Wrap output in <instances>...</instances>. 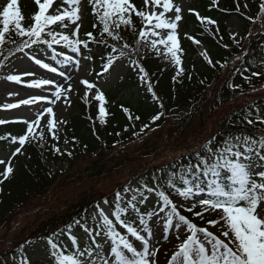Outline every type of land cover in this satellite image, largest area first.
Wrapping results in <instances>:
<instances>
[{
  "label": "snow or ice",
  "instance_id": "obj_1",
  "mask_svg": "<svg viewBox=\"0 0 264 264\" xmlns=\"http://www.w3.org/2000/svg\"><path fill=\"white\" fill-rule=\"evenodd\" d=\"M34 2L38 11L32 16L33 23L27 27L23 25L24 18L18 7V0H9L0 10V69L9 67L8 62L14 63L13 57L16 60L27 58L41 69L57 74L67 82L70 77L51 62L56 65L75 63L78 67L80 60H74L73 55L65 54L62 50L66 49L77 56L82 55L83 59L91 60V55L84 53H90V45L96 44L111 50L104 58L106 62L102 66L103 73H106L116 61L130 58V53L138 51V48L131 49L127 42L120 47L108 43L109 38L112 41H121L119 30L122 26L132 27V31H136L132 21V13H135L144 25L139 30L136 44L146 43L157 55L160 54L157 45H162L166 50L165 58L178 69L174 82H178L177 77L183 73V69L179 67L182 63V49L177 33L178 22L182 19L181 8L173 0H144L145 8L150 5L153 9L150 12L137 10L131 0H88L96 17L93 28L97 25L101 27L96 35L93 32L86 33V39L83 40L80 38L78 23L81 20V0ZM261 12L264 13V5ZM196 15L205 24L206 32L209 31L208 25L216 24L211 18L201 17L199 13ZM70 25H75V28L69 35L64 30ZM54 26H58L60 30ZM160 30L167 31L161 35ZM14 37L20 38L19 43ZM11 45L15 47H10ZM18 53L23 56H18ZM43 54H47L50 62H45ZM205 59L212 64L206 54ZM237 59L241 57L238 56ZM130 63L137 65L139 72L143 73L140 80L147 85L153 100L158 102L159 98L153 91L152 83L147 80L145 69L136 60L130 59ZM261 64H264V59ZM256 66L258 65L253 64V67ZM221 67L224 65L221 64ZM243 71L248 72L249 69L244 68ZM251 75L258 76L260 73L252 72ZM36 76L35 72L27 71L22 74L0 75V79L17 85L23 82L27 88L43 89L50 92L54 99L31 95L18 103L5 104L3 108L16 109L21 105L38 104L40 101L53 105L62 95L67 101V93L71 91L70 84L64 88L61 82L47 77L24 81V77ZM244 79L249 78L245 76ZM81 82L88 90L96 88L97 94L94 98L100 102L97 119L101 125H105L108 112L104 106L106 100L103 93L95 84L87 80ZM45 86L50 87L45 89ZM229 87L239 88L240 85L230 83ZM87 97L86 92V103ZM159 106L161 111L151 118V124H155L161 117L167 118L163 104ZM124 111L129 112L126 108ZM44 115L52 117L47 121L46 127L51 138L59 140L57 126L58 123L65 122L55 121L53 107H44L42 111H37L35 120L17 121L27 124V130L18 138L12 137V142L20 145L13 156L20 154L26 142L31 143L38 139L40 147L44 146L46 140L43 129L38 136L36 133ZM129 119H132L131 114ZM135 119L139 120L140 117L136 116ZM238 122H246L253 127L259 124L261 127L256 133L218 132L189 156L178 158L150 177L139 178L135 185L130 181L122 190L115 191L111 200L105 197L95 202L91 205V211L85 208L79 216L73 217L70 223L58 231L41 237L40 240L47 244L50 264H159L157 254L160 252V241L163 239L167 242L170 232L179 243L167 264H264V113L256 106L254 112L245 110ZM4 123L6 121L0 120V124ZM229 123L230 127L235 126L231 121ZM148 128L150 124H144L133 135L139 137ZM124 131H128V128ZM65 143H68L67 139ZM53 149L55 153L63 154L55 145ZM67 155L71 157L72 153L68 152ZM185 160L186 163L183 162ZM0 164H5V161L0 160ZM12 173L13 167L9 160L4 172L0 173V183L7 180ZM172 195L178 196L183 203L178 205L173 201ZM150 198L155 200V206L148 210ZM181 207L187 212H193L199 207L201 210L193 212V215L201 219L205 213H215L217 218L208 220L207 223L214 228L219 226L217 231L220 235L193 223L181 214ZM77 228L85 234L82 241L75 234ZM181 235L185 237L183 240L180 239ZM62 236H67L70 244H63L60 239ZM36 242L27 241L26 244L32 245ZM24 249L25 245L16 249L12 264H30Z\"/></svg>",
  "mask_w": 264,
  "mask_h": 264
},
{
  "label": "trees",
  "instance_id": "obj_2",
  "mask_svg": "<svg viewBox=\"0 0 264 264\" xmlns=\"http://www.w3.org/2000/svg\"><path fill=\"white\" fill-rule=\"evenodd\" d=\"M183 1L186 10L179 31L182 49V63L179 67L183 69V73L177 77L178 82H174L177 67L165 56L159 57L150 50L142 57H138L136 51L134 54L130 53V58L116 61L114 64L126 62L128 70L116 86L103 94L106 100L104 106L108 112L106 124L101 125L97 119L100 103L90 100L86 103L84 97H80L74 103L73 111L65 122L63 138L68 140L71 157L65 153L58 156L50 140H46L44 146L40 147L38 139L31 143L26 142L20 154L12 157L13 173L0 183V237L5 234L6 224L28 205L30 199L43 196L62 174L69 176L71 184L65 185L61 190L62 192L64 190V193L59 195L61 197L57 196L59 198L52 202L54 207H60L59 210L45 219L57 220L55 227H47L44 231L48 233L44 236L39 235L41 232L31 234L39 243L42 242L41 237L58 231L70 223L73 217L79 216L85 208L91 210V205L95 202L105 197L111 200L118 190L95 198V194L86 195V191L81 190L85 184L112 178L113 173L120 175L124 171L135 172L142 168V164L147 168L145 169L147 173L153 172L154 169L148 166L161 150L169 148L181 151L170 163L162 166L166 167L178 158L187 157L199 150L218 132L256 133L261 127L259 124L253 127L246 122L238 121L245 110L254 112L256 106L264 113V64H261V60L264 59V13L261 12L264 0H243L246 10L242 9L237 0H225L223 4L212 0ZM131 2L137 10H144L138 0ZM2 8L0 7V10ZM84 9L87 21L82 38L86 39V33L93 32L96 35L101 26L93 28L96 17L88 0L85 1ZM196 13L201 17L215 20L216 24L208 25L209 31H204L205 24L197 19ZM231 20H236L245 29L243 43H237L230 36L226 24ZM132 21L136 31L133 32L132 27L122 26L119 34L131 49H137L138 33L144 25L135 13H132ZM14 38L19 43L20 38ZM108 43L116 44L117 47L122 45L110 38ZM90 48L91 52H85L86 55H91V64L103 72L102 66L106 62L104 58L111 50L96 44H91ZM200 48L205 50L212 64L200 55ZM238 56L241 59H237ZM130 59L136 60L147 72V80L152 83L153 91L159 98L158 102L153 100L147 85L140 80L139 77L143 73L139 72L137 65L130 63ZM221 64L224 67H221ZM253 64L258 66L253 67ZM244 68H248L249 71L244 72ZM252 72L260 75L252 76ZM245 76L249 79L245 80ZM230 83L240 87L230 88ZM161 103L167 118L161 117L155 124H151V118L161 111L159 106ZM125 108L129 110L128 113L124 111ZM129 114L132 116L131 120ZM136 116L140 119L136 120ZM230 121L234 127H230ZM144 124H150V128L145 129L139 137L134 136L133 133L138 132ZM126 127L128 131H124ZM151 128L156 130L152 131ZM25 132V127L19 122L0 124V137L5 138L0 139V148L11 147V152H14L20 145L13 143L12 137L18 138ZM190 138L193 142L189 147L186 142ZM58 162L67 163L68 169L64 171L60 168L52 172L51 168ZM74 166L76 174L73 173ZM3 172L4 168L0 165V173ZM153 204L155 203L150 199L148 210L155 206ZM33 218L34 216L27 219L22 225L25 230L19 235L21 239L16 241L17 245L12 254H15L21 245H25L24 239L30 235L31 229L38 225L34 222L32 227H28ZM82 233L79 228L75 230L81 241ZM60 239L63 244H70L67 236ZM42 247L48 252L44 241ZM24 252L29 260L40 257L39 251L29 249L26 245ZM8 257V253L0 252V264H10Z\"/></svg>",
  "mask_w": 264,
  "mask_h": 264
},
{
  "label": "rangeland",
  "instance_id": "obj_3",
  "mask_svg": "<svg viewBox=\"0 0 264 264\" xmlns=\"http://www.w3.org/2000/svg\"><path fill=\"white\" fill-rule=\"evenodd\" d=\"M86 0H81L80 4V16L81 20L78 21L80 24V38L83 39L82 33L86 30V21L87 16L84 9ZM141 5H143L144 10L146 11H152V7L149 5L148 8H145L144 6V0H138ZM214 2H218L223 4L225 0H212ZM240 2V5L243 10H246L245 7V1L243 0H237ZM9 2V0H0V7H4L6 3ZM175 5H178L181 8V17L185 14V4L183 0H175L173 1ZM57 3H59V0H57ZM18 7L20 8L21 14L23 16V25L27 27L28 25L32 24V16L38 11V6L35 4L34 0H18ZM54 8L56 5L53 6ZM162 9H156V11H161ZM172 15V14H170ZM172 18H174V15H172ZM180 25L181 21L178 22V28L177 33L179 37V31H180ZM57 28V30H60L58 26H54ZM144 27V26H143ZM75 28V25H70L67 29L64 31L67 34H71L73 29ZM226 28L230 34V36L237 42L243 43V35L245 32V29L241 24H239L236 20H231L226 24ZM161 35H164L167 30H160ZM250 32V30H248ZM122 37V36H121ZM26 39V38H25ZM123 38L118 43L123 44ZM157 47L160 49L159 57H164L166 50L163 48L162 45H157ZM138 51L137 55L138 57H142L146 51H152L155 52L149 45H147L144 42H141L139 45H137ZM60 50V49H58ZM65 54L73 55L74 60H80V64L77 67L75 63L68 64V65H56L55 62L53 63L54 66H56L58 69H61L65 71V74L70 77V79L65 82L64 78L53 73H49L46 70L41 69L38 65H35L33 62L29 61L27 58H23L21 60H16L14 57L12 59L13 62H9L10 66L5 69H0V75H7V74H22L27 71H32L37 74L36 77H24V81H31L35 78H43L47 77L56 81H59L63 84L64 88L68 87V84L71 85V91L67 93V101L64 100V97L62 95L61 99L59 101H56L53 105H48L46 101H40L38 104L34 105H21L19 108L16 109H4L3 105L9 104V103H18L22 99L30 98L31 95H42L47 96L50 99H54L51 97V93L48 91H45L43 89H32L27 88L24 86V83L17 85L14 82H8L6 80L0 79V120L6 121V123H18L17 121L20 120H28L33 121L36 118L37 111H42L44 107L51 106L53 107L54 112V119L55 121H64L66 122L69 114L73 111V105L74 103L80 98L85 97V93H88L87 100L93 101L95 103H100L97 101L94 97L96 96V88H93L91 90L87 89V86L83 84L81 81L87 80L89 83H93L96 85L97 88H99L100 92L104 94L105 91H108L109 89L116 86L117 83L121 81V79L126 75L128 70V64L124 61L117 62L112 66L109 72L103 73L99 70H97L93 64H91V60L83 59V56H77L70 51L64 49L62 50ZM85 55L87 53H84ZM157 54V53H156ZM18 56H23L22 53H18ZM200 55L205 57V50L203 48L200 49ZM43 57L45 59V62H50L47 58V54H43ZM100 73H103V75H99ZM50 86H45V89L49 88ZM145 87V86H143ZM18 93V94H15ZM52 117H49L48 115H44L41 120L40 128L36 129L37 136L39 134V131L43 129L45 133V140L52 141L51 143L58 147L60 149V153H67L69 152V143H65V139L63 138V130L65 123H58L57 126V135L59 136V140H53L51 138V134L49 133L46 125L47 121L51 119ZM21 123V122H19ZM25 129L27 130V124L21 123ZM26 133V132H25ZM190 140V142H189ZM192 140L191 138L187 140L186 145L192 146ZM52 145V146H53ZM11 147L9 148H0V160H4L5 164H0L4 170L5 167L8 164V161L11 160V166L14 168L12 157L13 153L11 152ZM181 151L178 150H169V148H166L164 150H161L159 155L154 158L148 167H152L154 171L146 172L144 165H141V169H138L135 172H126L124 171L120 175L117 173L112 174V178H106L98 182H90L85 184L81 187V190L83 192L86 191V195H94L95 198L107 195L112 193L115 189L122 190L124 185H127L130 181L133 183V185L136 184V181L141 177H150L153 173L157 172V170L161 168L163 165L170 163L171 159L175 156H177ZM61 154H58L60 156ZM168 166V165H167ZM144 167V168H143ZM62 168L64 171L68 169L67 163H59L57 165H54L51 170L54 172L57 169ZM73 173H77L76 166L73 168ZM65 174L61 175V178H59L43 196H35L30 199L28 205L20 212H18L16 216L12 219L10 223L6 224L5 228V234L3 237H0V252L1 253H8V260L12 264L13 257L15 254H12L11 252L14 251L16 241H19V235L22 231H24V227L22 225L26 222L27 219L33 220L28 224V227H32L34 225V222H37V226L33 227L31 229L30 235H28L24 241H37L36 243L32 245H27L24 243L29 249H34L39 251L38 258H35L33 260H30V264H50L49 261V253L43 249L42 242L39 243L38 240L35 238L33 239L31 236L34 232H41L43 236L48 233L44 230H47V227L53 228L55 227V223L57 220L52 221H46L45 219H48L50 217V214L57 212L60 207H54L55 205L52 203L54 200L58 199L61 194L64 193L61 191L65 185L71 184V180L69 176H63ZM110 179V180H109ZM85 181V180H83ZM149 183L151 184V180H149ZM79 184V183H78ZM77 184V185H78ZM57 196H59L57 198ZM76 199V197H75ZM154 203L155 200L150 198ZM172 199L174 202H176L178 205L183 203V201L176 195H172ZM155 205V204H153ZM181 211V214L188 217L193 223H196L200 227H207L209 231L214 232L216 235H220L219 231H217L216 228L211 227L207 222L208 220L216 219L217 215L215 213H205L204 218L201 219L200 217H195L193 215V212H198L201 209L197 207L193 210V212H187L184 210V208L179 209ZM91 211V210H90ZM21 226V227H20ZM48 228V229H49ZM45 232V233H44ZM85 234L82 233V240L84 239ZM25 237V236H24ZM22 237V238H24ZM185 237L181 235L180 239L183 240ZM223 239V237H221ZM179 243V241L176 240L175 236L172 235L170 232L168 235V241L164 242L163 239H161L159 247L160 252L157 254V259L159 261V264H167L168 259H170L171 255L174 253L176 245ZM165 253L167 255H165Z\"/></svg>",
  "mask_w": 264,
  "mask_h": 264
}]
</instances>
